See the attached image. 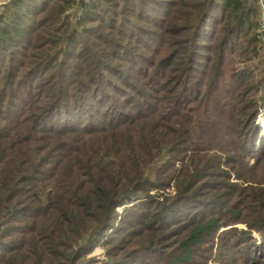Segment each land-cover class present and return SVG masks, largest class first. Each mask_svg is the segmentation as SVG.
Wrapping results in <instances>:
<instances>
[{
    "label": "trees",
    "instance_id": "obj_1",
    "mask_svg": "<svg viewBox=\"0 0 264 264\" xmlns=\"http://www.w3.org/2000/svg\"><path fill=\"white\" fill-rule=\"evenodd\" d=\"M263 126L264 0H7L0 264H264Z\"/></svg>",
    "mask_w": 264,
    "mask_h": 264
},
{
    "label": "rangeland",
    "instance_id": "obj_2",
    "mask_svg": "<svg viewBox=\"0 0 264 264\" xmlns=\"http://www.w3.org/2000/svg\"><path fill=\"white\" fill-rule=\"evenodd\" d=\"M6 3H7V0H0V13L2 12L3 6H4ZM259 120L262 122V119L259 118ZM263 127H264V126H263ZM263 130H264V128H263ZM260 174L264 176V172H261ZM129 205H131V204H129ZM129 205H124V206L121 207L120 209H122V208H124V207H126V206H129ZM239 227H240V226H239ZM253 236H254V238H255L256 245H259V243L261 242V240L259 239L258 235H257V234H254ZM250 247L253 249V248H254V245H253V246L251 245ZM92 255L95 256V257H97L99 260H102V259H103V256H102V255H103V250H102L101 248H97V249L93 252ZM210 264H213V263H210Z\"/></svg>",
    "mask_w": 264,
    "mask_h": 264
}]
</instances>
